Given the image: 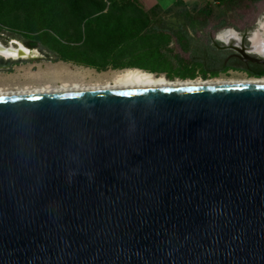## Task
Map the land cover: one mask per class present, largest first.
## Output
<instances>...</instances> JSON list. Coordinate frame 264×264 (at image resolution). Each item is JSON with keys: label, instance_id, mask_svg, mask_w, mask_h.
Instances as JSON below:
<instances>
[{"label": "water", "instance_id": "water-1", "mask_svg": "<svg viewBox=\"0 0 264 264\" xmlns=\"http://www.w3.org/2000/svg\"><path fill=\"white\" fill-rule=\"evenodd\" d=\"M0 264H264V86L0 100Z\"/></svg>", "mask_w": 264, "mask_h": 264}, {"label": "rangeland", "instance_id": "rangeland-1", "mask_svg": "<svg viewBox=\"0 0 264 264\" xmlns=\"http://www.w3.org/2000/svg\"><path fill=\"white\" fill-rule=\"evenodd\" d=\"M210 9L212 15L206 23L200 20L192 28L171 19L166 31L153 32L155 22L139 0H0V41L38 44L32 50L37 51L36 59L1 66L0 88L98 84L128 69L170 81L246 77L230 68L215 76L205 74L202 53L231 64L235 52L222 50L217 35L231 29L248 46L249 36L264 26V0L220 5L210 1ZM177 26L187 30L192 40L188 45L182 40L184 48L173 37Z\"/></svg>", "mask_w": 264, "mask_h": 264}, {"label": "bare ground", "instance_id": "bare-ground-1", "mask_svg": "<svg viewBox=\"0 0 264 264\" xmlns=\"http://www.w3.org/2000/svg\"><path fill=\"white\" fill-rule=\"evenodd\" d=\"M250 35V34H249ZM216 40L221 42L226 50L234 51L236 54H254L264 59V26L261 32L252 33L248 40V46L244 45V38L231 29L220 32ZM15 48H0V58L5 61L16 62L19 60H32L37 58V51H32L22 43L15 41ZM241 49V50H239ZM243 50V51H242ZM1 69V66H0ZM241 86H264V78H215L211 80H167L162 76L156 77L150 73L136 69H128L117 74L110 81L98 84L46 83L39 87H25L22 89L0 88V100L23 98L32 96L92 94L106 92H128L143 90L163 89H187V88H212V87H241Z\"/></svg>", "mask_w": 264, "mask_h": 264}, {"label": "trees", "instance_id": "trees-1", "mask_svg": "<svg viewBox=\"0 0 264 264\" xmlns=\"http://www.w3.org/2000/svg\"><path fill=\"white\" fill-rule=\"evenodd\" d=\"M232 1H248L251 3H258L262 0H211L215 5H220L225 2ZM150 21L154 23L152 28L153 32L166 31L169 27L166 26L167 20L173 19L177 25L181 22L189 24L193 28V24L206 23V20L211 17L212 12L210 9V2L205 3L203 7H198V5L188 6L182 1H177L171 7L166 10H162L158 6H155L147 11ZM199 17V19H198ZM201 20V21H200ZM177 33L173 35L176 42H178L183 48L185 47L182 43L184 41L185 45H188L191 42V37L187 30L182 29L180 26H177ZM25 47L29 49H37L38 44L34 41H20ZM3 42H6L5 40ZM206 53H202V65L205 69V74H211L213 76L225 71L227 68L232 70H239L245 72L250 77H262L264 76V67L255 64H243L237 59H233L231 64L226 63L224 60H214L208 59L205 57ZM205 78V76H204ZM192 80V79H190Z\"/></svg>", "mask_w": 264, "mask_h": 264}, {"label": "crops", "instance_id": "crops-1", "mask_svg": "<svg viewBox=\"0 0 264 264\" xmlns=\"http://www.w3.org/2000/svg\"><path fill=\"white\" fill-rule=\"evenodd\" d=\"M179 0H139V2L144 6V8L148 11L151 8L158 6L162 10H166L175 4ZM184 2L186 5H199L201 3H209L211 0H180Z\"/></svg>", "mask_w": 264, "mask_h": 264}, {"label": "flooded vegetation", "instance_id": "flooded-vegetation-1", "mask_svg": "<svg viewBox=\"0 0 264 264\" xmlns=\"http://www.w3.org/2000/svg\"><path fill=\"white\" fill-rule=\"evenodd\" d=\"M224 48V47H223ZM226 49H228V48H226ZM231 50V49H230ZM239 50H241V49H239ZM231 51H237V50H231ZM243 51V50H242ZM252 55H254V54H252ZM256 56V55H255ZM238 60V59H237ZM240 61V60H239ZM6 62L7 61H5V60H3V59H1L0 58V66H4L5 64H6ZM226 64V63H225ZM243 64H248V63H243ZM256 65V64H255ZM260 66H262V65H260ZM264 67V66H263ZM243 72V71H242ZM245 73V72H244ZM245 75H246V77H241V78H264V76H262V77H250V76H248L246 73H245Z\"/></svg>", "mask_w": 264, "mask_h": 264}]
</instances>
